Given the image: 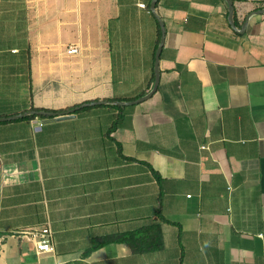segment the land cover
<instances>
[{
  "label": "crops",
  "instance_id": "obj_1",
  "mask_svg": "<svg viewBox=\"0 0 264 264\" xmlns=\"http://www.w3.org/2000/svg\"><path fill=\"white\" fill-rule=\"evenodd\" d=\"M150 2L0 0V118L78 104L0 119V264H264V0Z\"/></svg>",
  "mask_w": 264,
  "mask_h": 264
},
{
  "label": "trees",
  "instance_id": "obj_2",
  "mask_svg": "<svg viewBox=\"0 0 264 264\" xmlns=\"http://www.w3.org/2000/svg\"><path fill=\"white\" fill-rule=\"evenodd\" d=\"M232 2H234V0H232ZM233 19H234V11H233ZM153 78H154V71L152 72L151 80H153ZM137 97L138 96L133 98H137ZM118 98L119 97H104L102 98V100L108 102V104L114 107H121L119 105L112 103L113 100H116ZM77 105L78 104H73L63 108L55 109V112L58 114H64L68 112L70 109L75 108ZM30 110L51 111V109L49 108L35 107V106H31ZM35 116L36 114L34 113H28L25 115L26 118H34ZM120 119L121 117L117 116L113 120L111 126L109 127V130L114 128L117 125V123L120 121ZM108 239H116L125 242L135 252L154 250L160 248L163 245L161 226L158 222H154L148 226L141 227L135 231L114 235Z\"/></svg>",
  "mask_w": 264,
  "mask_h": 264
},
{
  "label": "water",
  "instance_id": "obj_3",
  "mask_svg": "<svg viewBox=\"0 0 264 264\" xmlns=\"http://www.w3.org/2000/svg\"><path fill=\"white\" fill-rule=\"evenodd\" d=\"M225 1L227 3V8H228V11H227V19H228L230 25L233 28H236L235 23L233 21V2H232V0H225ZM155 2H156V0H151V2H150V9L154 13H155ZM255 12H257V13H264V8H260V9L256 10ZM156 17H157V20H158L159 25H160L161 37H160L159 44H158L157 49H156L155 54H154V65H153V68H154V78H153L152 87L145 94H143V95H141V96H139V97H137L135 99H130V100H114L113 102L115 104H117V105H128V104H132V103H136V102L143 101V100L147 99L148 97H150L153 94V92L156 90V87H157V84H158V80H159L158 57H159L160 49H161V46H162V43H163V40H164V25H163V22L161 21V19H160V17L158 15H156ZM243 27H244V24L242 25V28ZM97 102H99V101H97ZM28 113L43 114V115H50V116H52V115L53 116L54 115L55 116H68L70 114V113L58 114L55 111L31 110V111H24V112H22V113H20L18 115H13V116H10V117H2L0 119L15 118V117H18V116L26 115Z\"/></svg>",
  "mask_w": 264,
  "mask_h": 264
},
{
  "label": "built area",
  "instance_id": "obj_4",
  "mask_svg": "<svg viewBox=\"0 0 264 264\" xmlns=\"http://www.w3.org/2000/svg\"><path fill=\"white\" fill-rule=\"evenodd\" d=\"M140 5L144 6V3H140ZM66 52L69 54L76 53L78 52V47L76 45H69L66 48ZM201 147H205V145H201ZM24 233L31 238L36 253L52 250V231L48 225L42 226L39 229L24 230Z\"/></svg>",
  "mask_w": 264,
  "mask_h": 264
}]
</instances>
